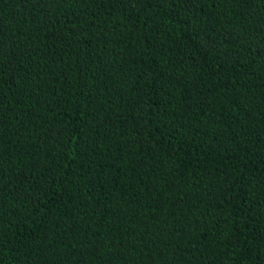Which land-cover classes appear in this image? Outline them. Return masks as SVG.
<instances>
[{
  "label": "trees",
  "instance_id": "16d2710c",
  "mask_svg": "<svg viewBox=\"0 0 264 264\" xmlns=\"http://www.w3.org/2000/svg\"><path fill=\"white\" fill-rule=\"evenodd\" d=\"M0 264H264V0H0Z\"/></svg>",
  "mask_w": 264,
  "mask_h": 264
}]
</instances>
